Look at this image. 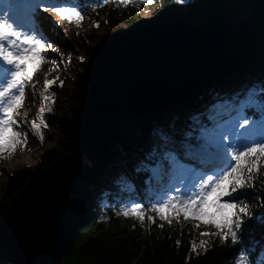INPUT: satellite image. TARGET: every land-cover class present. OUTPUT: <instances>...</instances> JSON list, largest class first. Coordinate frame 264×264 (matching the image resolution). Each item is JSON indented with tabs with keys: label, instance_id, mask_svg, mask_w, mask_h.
<instances>
[{
	"label": "trees",
	"instance_id": "1",
	"mask_svg": "<svg viewBox=\"0 0 264 264\" xmlns=\"http://www.w3.org/2000/svg\"><path fill=\"white\" fill-rule=\"evenodd\" d=\"M136 1L130 0L125 6L121 0H82L79 5L85 13L94 11L97 18L103 16L108 26L104 42H108L115 37L116 34L112 30L119 20H124L129 30L139 29L133 18V6ZM176 2L185 9L186 16L190 15L198 25H209L228 18L234 25H245L256 30L255 44L250 57L230 75L228 80L237 77L236 74L248 78L246 73L248 75L252 73L254 77L252 88L264 91V0H162L161 3ZM154 28L160 30L157 26ZM99 45V42L93 44L82 42L77 45L78 49L84 51L85 57L79 62L80 72L73 84V92L66 100V118L55 120L54 106L49 105L53 111L45 113L44 122L55 130L58 136L51 148L41 151L34 166L47 167L58 155L65 153L72 155L74 160L76 178L67 207L71 229L59 264H234L230 241L222 246L221 240L217 237L200 238V232L215 231L210 224H202L196 228L182 218L180 223L174 222L169 225L158 216L154 224L147 221V216L145 222L141 224L133 220L134 217L116 215L119 208L127 205L123 201L126 196L143 200L138 189H143L146 185L144 180L148 172L145 164L150 165L153 162L155 157L152 151L160 150L161 145L170 139L171 135L163 127L161 132L155 134L156 138L152 139L154 135L150 132H155L151 126L156 122L162 126L161 117L157 113H147L135 117L110 119L117 137L112 143L111 153L106 161L95 159L88 149L80 144L75 132L89 104L84 73L92 64L94 50ZM50 91L52 94L58 92L57 86L54 85ZM164 115L168 120V115L173 118L178 114L174 110ZM183 120V124H193L191 118ZM204 123L201 119L200 126ZM182 132L184 130L178 128L174 137L180 139L183 136ZM139 164L143 169H139ZM31 168L24 167L12 173L4 184L0 197V259L6 261H12L7 248V240L11 233L10 200L23 187ZM102 188H108L106 206H98L95 203L96 193ZM252 188L257 191V203L262 205L264 172L255 178V186ZM153 197L143 202L146 208H150L155 202ZM160 224H163L162 229L159 227ZM241 236L240 249L254 254L257 264H260V261L264 260L259 259L264 258V226L260 224V220L255 216H252L251 220L245 217ZM178 240L179 245L176 243ZM201 240L208 242V251L204 252L198 247L197 251L193 252L192 242L195 241L199 245Z\"/></svg>",
	"mask_w": 264,
	"mask_h": 264
},
{
	"label": "water",
	"instance_id": "2",
	"mask_svg": "<svg viewBox=\"0 0 264 264\" xmlns=\"http://www.w3.org/2000/svg\"><path fill=\"white\" fill-rule=\"evenodd\" d=\"M256 30L228 18L193 25L173 18L159 32L139 29L99 46L85 77L89 104L76 136L104 161L117 137L110 118L160 112L199 97L250 57ZM72 155L30 172L11 198L7 248L15 264H59L71 229Z\"/></svg>",
	"mask_w": 264,
	"mask_h": 264
},
{
	"label": "snow or ice",
	"instance_id": "3",
	"mask_svg": "<svg viewBox=\"0 0 264 264\" xmlns=\"http://www.w3.org/2000/svg\"><path fill=\"white\" fill-rule=\"evenodd\" d=\"M129 2L121 0L125 6ZM140 3L147 6L153 0H140ZM41 13L59 16L61 24L67 21L77 26L81 19L87 18L80 5L70 0H0V160L13 155L18 146L23 148L28 132L42 145L45 138L43 130L48 127L44 122L45 113L53 111L49 105L54 104L55 100L50 89L55 85V80L47 78L42 90H37L36 85L32 84L33 100L38 95L42 102L37 119L29 120L28 114L21 111L27 97L26 88L33 81V76L27 72L26 61L37 57L42 65L48 62L46 53L51 50L60 55L61 63L64 62L63 54L42 34ZM37 21L41 22L40 27H37ZM94 26L99 27V24L94 22ZM80 59L83 61V57ZM51 64L57 67L55 59L51 60ZM40 65L36 66V71H39ZM51 71L52 68L49 69ZM60 86H63V81ZM245 107L258 108L261 118L255 119V113L238 109L239 115L234 122L206 130V142L190 156L196 162L195 167L177 160L176 183L165 187L163 195L150 208L140 201H133L131 205L119 208L116 215L134 217L141 224L146 216L152 224L157 216L169 225L180 223L181 217L196 228L210 224L215 231L202 232L201 235L219 238L222 246L230 241L234 264H257L254 254L240 249L245 217L252 219L251 205L246 202L250 193L241 190L249 185L255 186L260 161L264 160V96L260 97L259 102L251 98ZM172 192L179 195H171ZM225 196L232 199L222 202ZM261 203L264 205V201ZM210 206L215 207L216 212L210 214L207 211ZM217 215L222 217L221 222L215 220ZM207 216L212 218L202 220ZM260 224L264 226V216H261ZM159 227L162 229L163 224ZM176 243L179 245L180 241ZM198 247L207 252L208 242L201 240L197 245L193 241L192 251L196 252ZM260 264H264V260Z\"/></svg>",
	"mask_w": 264,
	"mask_h": 264
},
{
	"label": "rangeland",
	"instance_id": "4",
	"mask_svg": "<svg viewBox=\"0 0 264 264\" xmlns=\"http://www.w3.org/2000/svg\"><path fill=\"white\" fill-rule=\"evenodd\" d=\"M78 1H82V0H70L71 3H76ZM162 0H153V5L148 7L141 4L140 0L136 1V4L133 6L134 8V14H133V18H134V22L135 24H137L138 26H140V28H142V30H155V26H157L159 29H164L166 27V25L173 19V18H181L184 21H187L190 24H194V25H198L196 24L192 17L190 15L186 16L185 13V9L181 7V5L179 4V2L176 3H171V4H162L161 3ZM83 15L86 16V19H81L79 22V26H77L75 23H68L67 21L63 22V24H61L60 21V17L54 15V17L52 18V26L54 28V30L57 32V27H61L64 30L67 28V33L65 34V31H63L62 33V37H61V43L62 45H58L56 43H54L55 46L62 48V54H63V63L60 62V59L57 62V67H53L51 65L52 71L49 72H45L46 74L42 76V78H44V81L40 82H33L35 80L34 76L35 73H37L38 71H36V66L40 65V60L37 57H32L30 58L28 61H26L27 64V72L29 73V75L33 76V81L32 83H35L37 90H42L44 88V84H45V77L48 76L49 74L52 75L54 74L55 77L53 76L52 80H55V86H57V91L58 93H55V95H53V98L55 100V103L52 104L54 106V119H62V118H66V112H65V106H66V100L67 98L72 94L73 92V84L76 82L77 80V74L80 72V61H81V57H83L85 54L82 52H77V45L79 46V44H81L82 42H89L88 44H93V43H100L103 44L105 43V34L106 31L108 29V26L105 22V20L103 19V16H99L97 18L96 13L94 11H88V13L83 12V9L80 8ZM72 19H75L74 17ZM94 22H96L97 24H99V27H95L94 26ZM113 33L116 34V36H118L119 34H125L126 32L129 31V27L124 23V20H119L118 24L115 25V28H113ZM42 34L44 35V38L46 41L50 42L51 39H49L48 35L46 34V32L42 29ZM86 39H88V41H86ZM99 45V46H100ZM99 46L95 49V51L99 48ZM75 51V53H74ZM50 52L49 50L47 51V53ZM71 52V54L73 53V56L69 55ZM48 57V55H47ZM74 57H76L74 59ZM49 61V59H48ZM69 61H71L69 63ZM49 63V62H48ZM41 65L39 68V71L41 69ZM48 79V78H47ZM43 80V79H42ZM63 81V86H60V82ZM241 81L240 82V86L245 82ZM238 85V84H237ZM215 85H213V87H211L209 89V91L213 90L215 92H217V94H219L220 96L224 94L225 89H223L221 91V87H226L228 90H230L228 85H221V86H217L215 87ZM32 87V86H31ZM29 88V87H28ZM27 88V89H28ZM205 94V93H203ZM202 94V95H203ZM202 95L198 98L200 99L202 97ZM251 98H255L257 100V102H259L260 97L258 96H249L247 97L246 101L242 103L239 100V103L237 105H235L234 103H232V99H231V103H229L228 105H231V111L229 114H231V116H227V119L223 120L225 123L227 124V122H234L235 118H232L233 115H236L238 109H243L250 101ZM197 99V100H198ZM26 100L29 104V110L25 111V113H27V119L29 120H35L37 119V112L39 110V108L41 107V100L39 98V96L37 95L35 97V101L30 98L26 97ZM193 101V103H189L185 106H189L193 107L195 105V103L197 102ZM226 98L222 97V98H216L214 99V101L209 105L206 104L204 107L199 108L197 107L195 110L199 111H193L189 108V110H186L185 108V112H181V114L179 113V115H181V117H190V116H195L197 114H202L203 112L207 111L208 109H210L211 107H215L217 110L221 108V104H223L225 102ZM203 109V112H201V110ZM33 110V111H30ZM178 115V117H179ZM214 116V115H212ZM183 117V118H184ZM216 120V119H215ZM37 122H39L37 120ZM182 123V122H181ZM222 122H215V127L216 126H220ZM183 124H178L177 129L182 126ZM189 128H192V126H189ZM44 131V142L41 145L39 143V141L34 144L33 148L28 151V153H26L24 158H21L20 161L18 163L13 164L12 162L10 163V161H12L11 159L14 158V153L13 155H11L10 157L6 158V159H2L0 160V197L2 195V190L4 187V184L6 183V181L9 180V177L11 176L12 173H14L16 170H19L21 168L24 167H33L35 166V164L38 161V157L39 154L41 153L42 150L44 149H48L51 148L54 144L55 139L57 138V132L49 127H47L46 129L43 130ZM201 134L206 133L205 129H201L199 131ZM27 143V142H26ZM25 143V144H26ZM204 142L202 141L201 144H203ZM166 148L170 149L168 145H165ZM184 151V150H183ZM169 154V151H168ZM189 155V154H188ZM185 157L187 158L186 154ZM176 159H172L171 157L166 161L163 162L161 161V168L163 169L165 166H167L169 163L174 162L176 164ZM180 162H182L181 160H179ZM189 161V162H188ZM182 163H186V166L191 165L192 167H195L196 164L190 162V160L187 158L186 161L182 162ZM261 164V168L259 173H263L264 172V160L260 161ZM176 168V167H175ZM174 168V170H175ZM164 170V169H163ZM167 170V169H166ZM170 172V171H169ZM173 171H171V174L167 175L168 177H175V173H172ZM259 175V174H258ZM159 183V190L162 191L159 193V195H157V199H159L160 195H163V189L165 187H171L173 184L176 183V177L175 179H173L171 182L169 181L168 183H166V180H163V182H161L160 180H158ZM103 189V188H102ZM145 193L147 196H151V192L152 189H150V186H148L145 190ZM243 192L246 193H250V195L247 196V198L249 199V201L251 202V213L252 216L257 217L258 219L261 218V216H264V205H259L257 203L256 198L254 197L255 192L253 191L251 185H249L248 187H246L245 189L241 190ZM97 196L99 197V195L101 194V189L96 193ZM171 195H179V193L176 192H172ZM235 195V194H234ZM232 198L231 197H224L222 202H228L230 201ZM96 203L101 204H107L108 202L106 200L103 199L102 196H100L97 200ZM212 209L211 207H209L207 209V211L209 212V210ZM211 214V212H209ZM213 213V212H212ZM182 218V217H181ZM206 218H212L211 216H207ZM215 220L218 219H222V217L220 215H217L216 217H214ZM136 220V219H133ZM205 232V231H204ZM202 232H200V238L201 239H205L208 236H202L201 235Z\"/></svg>",
	"mask_w": 264,
	"mask_h": 264
},
{
	"label": "bare ground",
	"instance_id": "5",
	"mask_svg": "<svg viewBox=\"0 0 264 264\" xmlns=\"http://www.w3.org/2000/svg\"><path fill=\"white\" fill-rule=\"evenodd\" d=\"M41 15V17H43V20L45 21V20H47L48 21V19H50V18H52V17H54V15L53 14H49V13H41L40 14ZM194 25V24H193ZM44 26V31L46 32V34L48 35V37H49V39H51L50 40V42L49 43H51L52 44V46L54 47V48H58L59 49V52L61 53L62 52V48H59V47H57V46H55L54 45V43H56V44H58V45H62V43H61V37H62V33H63V31H65L63 28H61V27H57V32L54 30V28H53V26L50 24V23H46V24H44L43 25ZM67 29V28H66ZM139 29H142V28H140V26H139ZM138 29V30H139ZM68 30V29H67ZM138 30H136V31H138ZM161 30V29H160ZM160 30H156L155 32H159ZM136 31H132V30H129L128 32H126L125 34H128V33H132V32H136ZM61 36V37H60ZM48 42V41H47ZM89 43V42H88ZM254 44H255V42H254ZM254 47V46H253ZM77 48V47H76ZM50 52H48V53H46V55H48V59H49V63L48 62H46V63H43L41 66V69H40V71H38L37 73H35V76H34V78H35V80L33 81V82H37V81H39L40 82V84H41V82L42 81H44V78H42V76L43 75H45L46 73L45 72H47V71H49V69L51 68V60L52 59H55L56 61H58L59 59H60V55L58 54V53H56V52H52L51 50H49ZM83 50H80V49H78L77 48V52H82ZM96 51L94 50V53H95ZM83 53H84V51H83ZM85 54V53H84ZM85 57V56H84ZM248 59V58H247ZM246 59V60H247ZM246 60H244V61H246ZM243 61V62H244ZM242 63H240L234 70H237V68L239 69V66L241 65ZM94 66V58H93V62H92V64L90 65V67L86 70V72L84 73V80H85V77H86V74H87V72L90 70V68H92ZM81 68V67H80ZM233 70V71H234ZM246 75H247V77H248V85L247 86H243V87H239V86H235V85H233L232 83L233 82H230V83H228V84H230L231 85V87L232 88H229L230 90H228L226 87H221L222 89H221V91L223 90V89H225V91H224V94L223 95H219V94H217V92H215V91H213V90H211V91H209V89L211 88V87H213V85H214V83H216V82H220L219 83V86H221L223 83H225V82H222L221 80L222 79H218L217 81H215L214 83H212L203 93H205V94H201L202 95V97L200 98V99H198L199 97H197L196 99H194V100H191V101H188L189 103H193V101H195V100H197V102L195 103V105L193 106V107H190L189 108V106L187 107V106H180V107H176L175 106V108L177 109H174L173 108V106H171L170 108H167V109H164L166 112L165 113H160L159 114V116L161 117V120H160V122H161V124H162V126L159 124V122H156L155 124H153L152 126H151V129L155 132V133H152V132H150L151 133V135H154V136H152V139H155L156 138V136H155V134L156 133H158V132H161L162 131V129H163V127L165 128V130L167 131V133H171L172 134V136L173 135H175V133H176V130H177V128L175 129V128H173V121H174V119L175 118H172L170 115H168V120H167V117L164 115V114H166V113H171L172 111H176V114H178L179 115V113L181 114V112H183L184 110H185V108H186V110H189V109H191L192 111H196L195 109L197 108V107H199V108H202V107H204L206 104H211L213 101H214V99H216V98H222V97H224V98H226V100H225V102L223 103V104H221L222 106H221V108H220V112H221V115H222V117L223 118H225V116L227 115V114H229L230 113V108H231V105L229 106L228 104L229 103H231V99L232 98H234V96H236L237 94H239L240 92H244L245 90H246V88H250V87H252L253 85H254V81L252 80V79H254V77H253V75H252V73H250V75H248V73H246ZM53 76L55 77V75L54 74H52V75H48V76H46L45 77V79L46 78H48V80H52V78H53ZM235 76H238L237 74L235 75ZM43 79V80H42ZM252 80V81H251ZM32 84H35V83H30L28 86H27V88H26V92H27V98H30V99H32V97H33V95H32V93H33V91H34V89H33V87H31L32 86ZM236 87V89H233V88H235ZM36 89H37V87H36ZM55 93H58V92H54V94L53 95H55ZM89 98V97H88ZM238 99V98H237ZM247 99H246V97L245 98H242V99H240V102L242 103V101L243 102H245ZM188 103V104H189ZM88 107V106H87ZM29 104H28V102H27V100H25V104H24V106L22 107V109H21V111L22 112H25V111H28L29 109ZM187 108H189V109H187ZM87 109V108H86ZM85 109V110H86ZM30 111H33V110H30ZM211 111L212 110H207V111H205L204 113H202V114H197L195 117H194V119H198V120H201V119H203L204 120V122L206 123V125H207V122H209V121H212L213 119H214V117L213 116H211V114H209V113H211ZM185 112V111H184ZM183 112V113H184ZM196 112H199V111H196ZM201 112H203V109L201 110ZM84 113V112H83ZM151 113H157L158 114V112H151ZM182 113V114H183ZM206 113H208V114H206ZM181 114V115H182ZM206 114V115H205ZM162 115H164V118H163V116ZM112 118H115V117H112ZM123 118V117H122ZM82 119H83V117H82ZM111 119V118H110ZM82 121V120H81ZM216 122H218V120L216 119L215 120ZM111 123V122H110ZM204 123V124H205ZM225 123V122H224ZM48 127L50 128V126L48 125ZM111 127H112V129L115 131V129H114V127L112 126V124H111ZM26 131H27V129H25ZM175 130V131H174ZM184 132H182V133H185V135L184 136H187L185 139H184V143L187 145L186 147H184L183 146V149H182V151L180 152V156L178 157V160H181L182 162H184V161H186V159L188 158L189 160H190V162H192V163H194V164H196V162L195 161H192L191 159H190V156H191V154L195 151V150H197L198 149V147L200 146L199 144H197V139H195V138H191V136H190V133H191V131L189 130V128L187 127V126H185L184 127ZM172 131H174V133L172 132ZM116 132V131H115ZM166 133V135H168ZM193 133H195V132H193ZM116 134H117V132H116ZM196 134V133H195ZM165 135V136H166ZM178 137H181V136H179L178 135ZM198 139L200 140V141H203V142H206V134H200V135H198ZM168 141H171V142H174V145H176V143H175V141L174 140H168ZM38 142V139L36 138V137H34V136H32L31 135V133L30 132H28V138H27V143L24 145V147L23 148H20L19 146L15 149V152L14 153H16V154H14V158H12L11 160L12 161H10V163L12 162L13 164H15V163H18L19 161H20V159L21 158H24L25 157V155H26V153H28V151H30L32 148H33V146H34V144H36ZM196 143V144H195ZM184 150V151H183ZM185 154H186V156H187V158L185 157ZM189 154V155H188ZM152 155H153V157H157V156H159L158 157V159L157 158H155L156 159V165L154 164V167H152V169L149 171V173L147 174V177H146V180H148V182H150V180L151 179H153V178H158L159 176H161L162 174V176H161V180L163 181V177H164V179L166 180V183H168L169 181L171 182L173 179H175V177H168L167 178V175H169V174H171V171H174V168L176 167V164L174 163V162H171V163H169L167 166H168V172H166V173H164V170L161 168V162L159 163V160H163V159H166V161L171 157L172 159H173V157H172V154L171 153H169L168 154V151H163V150H153L152 151ZM189 162V161H188ZM183 164H185L186 165V163H183ZM152 165V164H151ZM36 168V167H35ZM35 168H31L30 169V172L31 171H33V169H35ZM165 168V167H164ZM170 171V172H169ZM173 173V172H172ZM29 175H30V173H29ZM29 175H28V177H29ZM28 179V178H27ZM26 179V180H27ZM150 184V186L152 185L151 183H149ZM252 187V186H251ZM108 189V188H107ZM106 188H104V189H101V193H104L106 190H107ZM253 189V191L255 192V194H254V197L256 198V200H257V191L256 190H254V188H252ZM141 193H144V191H142V190H140L139 191V194H141ZM258 201V200H257Z\"/></svg>",
	"mask_w": 264,
	"mask_h": 264
}]
</instances>
